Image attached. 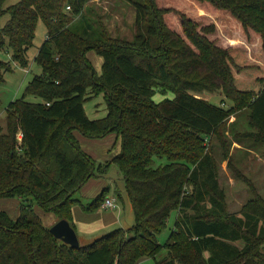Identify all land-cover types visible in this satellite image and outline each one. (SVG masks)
<instances>
[{"label":"trees","instance_id":"obj_1","mask_svg":"<svg viewBox=\"0 0 264 264\" xmlns=\"http://www.w3.org/2000/svg\"><path fill=\"white\" fill-rule=\"evenodd\" d=\"M4 1L0 19L9 17L0 23V52L11 51L13 62L28 66L40 20L47 34L35 57L42 73L10 102L5 127L0 123V198L21 200L16 219L0 211V264H140L163 251L157 264H264V198L256 195L240 215L228 214L206 144L212 136L220 140L234 108L197 95L221 91L235 109L247 108L264 143V60L252 61L237 40L225 44L215 35L218 25L226 27L264 55V0H125L136 10L131 41L101 26L93 32L84 12L89 0H20L7 9ZM90 51L103 59L100 75ZM10 71L0 60V83ZM101 93L106 116L91 120L84 102ZM157 93L174 97L155 102ZM76 132L90 139L114 133L120 152L99 164ZM112 164L122 173L133 226L78 248L56 239L29 199L74 228L73 206L95 211L109 190L87 204L76 194ZM173 212L174 229L160 244Z\"/></svg>","mask_w":264,"mask_h":264},{"label":"rangeland","instance_id":"obj_2","mask_svg":"<svg viewBox=\"0 0 264 264\" xmlns=\"http://www.w3.org/2000/svg\"><path fill=\"white\" fill-rule=\"evenodd\" d=\"M19 1L5 0L3 6L7 9ZM84 12L92 19L90 20L93 32L97 29V26H101L112 38L128 41L134 39L136 33V10L127 1L89 0ZM194 12V9L189 10V13L195 18ZM8 17L9 15L6 12L0 19L1 25L6 23ZM203 19L205 23L212 22L211 18ZM46 34V26L40 20L36 28L33 46L27 52L29 64L25 68L12 61L11 51L4 49L0 52V60L9 63L11 66V71L3 75V82L0 83V123L3 127H5L6 122V109L10 102L22 97L29 81L34 76L42 73V68L35 61V57L46 39ZM215 35L217 42L223 41L225 44H228L229 39L237 40L238 45L246 50L252 61L260 63L264 60V55L260 53V48L255 43L252 41L247 42L226 27H219L218 25ZM87 57L95 71L100 75L103 63L102 57L94 51L88 52ZM197 95L226 109L234 108L233 113H231L228 120L220 129L222 132L220 140L216 136H212L211 140L207 141L206 144L207 148H210L216 162L219 185L224 189L226 194V211L228 214L240 215L248 201L256 195L264 198V143L257 141V131L249 125V110L247 108L235 109L234 103L227 99L221 91H204L197 93ZM173 97L174 94L172 93H167L164 96L157 93L153 97V100L159 102L164 98L172 99ZM27 100L37 102L39 98L29 95L27 96ZM84 109L86 115L91 120L101 119L106 116L104 95L101 93L87 98L84 102ZM75 135L82 149L99 164L111 161L120 152V139L114 133H110L101 139L86 138L78 132ZM163 163L164 160L163 162L157 161V165ZM88 184H90L87 187L88 189H85L81 193V199L84 204L92 202L102 190L110 187L108 191L110 194L115 189L123 198V202L118 197L116 198L121 206L119 215L121 220L120 226L118 225L117 227L98 232V234L92 237L91 242L118 229V227L128 229L133 226L134 214L129 201L125 197V183L122 173L116 165H110L107 173L104 175L96 173L94 177L86 182L82 189ZM20 203L21 200L19 198H0V211H5L11 218L16 219L19 215ZM29 204L34 213L40 217L43 225L50 228L49 225L53 218L52 213L43 211L32 199H29ZM123 204L125 207H123ZM175 216L176 212H173L166 229L158 234L157 239L160 244H164L167 241L174 229ZM166 254L167 252L163 251L156 259L145 257L140 261V264H157V260L166 256Z\"/></svg>","mask_w":264,"mask_h":264},{"label":"crops","instance_id":"obj_3","mask_svg":"<svg viewBox=\"0 0 264 264\" xmlns=\"http://www.w3.org/2000/svg\"><path fill=\"white\" fill-rule=\"evenodd\" d=\"M89 185L90 184L85 186L84 189H81V191L76 194L78 195L77 198L81 202H82L81 193H83L82 191H84L85 189H88L87 187H89ZM110 188H108V190H110ZM106 197H111L114 198L115 200L118 197L120 201H122L123 199L121 197V194L117 193L115 189L111 194L108 192ZM116 204L117 207L115 209L108 210V209H104L101 206L99 209L92 212L84 211L80 203H76L73 206L72 209L73 224L80 244H89V242H91L92 240V237L98 234V232L102 230H107L113 227H117L118 225L120 226L121 220L119 215H120L121 206L117 202V200H116ZM123 207H125L124 204ZM58 221L59 220H57L53 215L52 221L49 226L50 227L53 226ZM121 228L125 229L124 227ZM140 261H142V259Z\"/></svg>","mask_w":264,"mask_h":264},{"label":"water","instance_id":"obj_4","mask_svg":"<svg viewBox=\"0 0 264 264\" xmlns=\"http://www.w3.org/2000/svg\"><path fill=\"white\" fill-rule=\"evenodd\" d=\"M50 232L56 239L71 247L78 248L80 246L75 229L71 226L69 221L65 219L59 220L53 226H51Z\"/></svg>","mask_w":264,"mask_h":264},{"label":"built area","instance_id":"obj_5","mask_svg":"<svg viewBox=\"0 0 264 264\" xmlns=\"http://www.w3.org/2000/svg\"><path fill=\"white\" fill-rule=\"evenodd\" d=\"M67 9H69L68 6H67ZM22 137H23L22 133L19 132L17 134V142H18V145L21 144ZM102 207L104 209H108V210L115 209L117 207L116 200L114 198H111V197H106L104 203L102 204Z\"/></svg>","mask_w":264,"mask_h":264}]
</instances>
